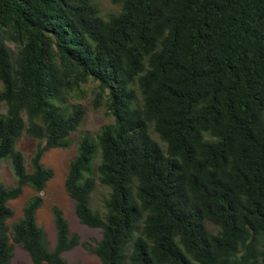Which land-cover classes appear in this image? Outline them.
I'll return each mask as SVG.
<instances>
[{"label": "trees", "instance_id": "16d2710c", "mask_svg": "<svg viewBox=\"0 0 264 264\" xmlns=\"http://www.w3.org/2000/svg\"><path fill=\"white\" fill-rule=\"evenodd\" d=\"M112 2L103 17L94 0H0V163L16 176L0 185V264L11 241L34 264H69L79 238L63 210L53 249L38 223L55 176L42 158L72 145L87 113L72 100L90 90L114 122L80 139L65 188L102 228L101 264H264V0ZM25 186L36 194L9 225Z\"/></svg>", "mask_w": 264, "mask_h": 264}, {"label": "rangeland", "instance_id": "374dc122", "mask_svg": "<svg viewBox=\"0 0 264 264\" xmlns=\"http://www.w3.org/2000/svg\"><path fill=\"white\" fill-rule=\"evenodd\" d=\"M94 2L103 17H108L121 10V5L113 3L112 0H94ZM91 86H94V84H91ZM1 88L2 83L0 81ZM94 99L95 93L90 90L87 97L80 100H72V102L81 103L86 108L87 113L84 122L77 131L71 134L72 145L69 148H52L42 158L45 166L52 167L55 170V176L41 193L44 197V203L37 213L38 223L44 227L46 240L49 247L53 249L56 242V228L52 208L57 205L63 210L71 233L77 234L79 238L78 244L63 254L69 264H101L99 257L92 251V248L101 240L102 228H93L81 223L75 212V201L69 196L65 188L69 164L77 153L80 139L85 134H90L94 137L103 125L114 122L113 116L109 115L104 104L98 108L93 107ZM4 112H6V105L0 101V113ZM36 145L37 140L26 134L17 142L16 147L23 152L29 170L32 168L31 158L36 151ZM97 155L95 159L96 166L100 161V156L99 154ZM15 184L16 176L10 161H1L0 185L10 187ZM34 194H36V191L32 187L25 186L23 193L18 198L9 201V205L14 210V217L8 221L9 225L22 217L25 202ZM107 195L108 188L100 184L97 185L92 195L91 206L101 214L105 213L104 200ZM11 243L13 244L14 256L10 264H34L28 251L21 244L14 241H11Z\"/></svg>", "mask_w": 264, "mask_h": 264}]
</instances>
